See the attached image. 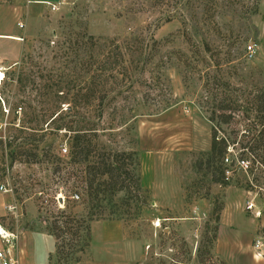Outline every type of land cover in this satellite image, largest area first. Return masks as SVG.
Masks as SVG:
<instances>
[{
    "label": "rangeland",
    "instance_id": "rangeland-1",
    "mask_svg": "<svg viewBox=\"0 0 264 264\" xmlns=\"http://www.w3.org/2000/svg\"><path fill=\"white\" fill-rule=\"evenodd\" d=\"M29 1L0 0V110L13 122L0 142L10 188L0 218L14 199L23 214L7 221L20 237L53 235L49 264H263L247 242L264 235V211L245 204L263 202L264 161L239 137L253 119L249 91L264 84V0H52L54 11ZM215 93L238 112L219 134L242 128L228 146L250 159L228 177L220 160L205 162ZM76 132L85 146L124 151L139 189L98 184L95 156L71 157ZM61 211L72 219L56 237ZM99 219L121 223L120 242L100 225L91 237Z\"/></svg>",
    "mask_w": 264,
    "mask_h": 264
},
{
    "label": "trees",
    "instance_id": "trees-1",
    "mask_svg": "<svg viewBox=\"0 0 264 264\" xmlns=\"http://www.w3.org/2000/svg\"><path fill=\"white\" fill-rule=\"evenodd\" d=\"M251 94L249 98V107L247 109V117H253L250 123L243 125L244 131L241 133V136H248V139L243 142L244 138L241 139V145L246 147L250 153L253 154L254 158L263 163L264 161V84L257 86L255 89L250 90ZM210 103L209 114L207 118L212 121V131H211V142H210V151L208 157L206 158L207 166L213 165L215 159L220 160V170L223 172V163L222 158L227 151V146L230 143L228 137H230L234 143L239 135V131L242 128H232L227 136L225 133L222 135L219 134L221 130V122H228L232 117L235 116V113L238 115V112L235 110V99L229 96L227 93L218 96L216 93ZM227 109L230 111L227 112ZM85 136L84 134H74L73 148L71 150L72 159H87L88 155L93 157V164L98 166V171L101 179L97 180L98 184H107L110 188H124L129 187V182H126V179H130L135 186V189H139L140 182L137 174L132 172V170L126 166L124 159L121 157L124 151L120 152H111L106 151L101 148H98L96 144H91L87 142L88 146H85ZM83 154V155H82ZM130 156L132 152H128ZM80 155V156H79ZM264 165V163H263ZM106 177H103V176ZM95 176L89 180V186L92 185ZM216 179V178H215ZM65 216V217H64ZM72 217L65 215L63 211L57 214L53 221V228L56 231H53L56 237H59L63 232L60 223H66L71 220ZM81 224V223H79ZM86 229H89V224H86ZM87 243V242H86ZM61 244L56 241L55 248L57 252H60ZM78 249H83V246L80 245Z\"/></svg>",
    "mask_w": 264,
    "mask_h": 264
},
{
    "label": "built area",
    "instance_id": "built-area-1",
    "mask_svg": "<svg viewBox=\"0 0 264 264\" xmlns=\"http://www.w3.org/2000/svg\"><path fill=\"white\" fill-rule=\"evenodd\" d=\"M46 4L50 6L52 11L58 8V6L54 3L49 2ZM246 51L248 55H251L254 51L253 44L249 43L246 45ZM14 112L20 113L21 106L16 107ZM8 114L9 108L3 105L2 110H0V142L5 141L7 138V126L10 123H13L8 120ZM62 150L66 151L67 147L64 146ZM222 163L223 172L226 177H228L235 170H247L250 167V159L247 156L241 155L239 152H235L230 146H228L227 151L222 158ZM0 189L4 192L10 191V188H8L3 182L0 183ZM71 196L78 198L79 193L75 191L71 194ZM55 198L57 199L58 196H55ZM61 198V200H64L63 196H61ZM262 201L263 202L258 203L253 196L246 200L245 207L255 216H259L264 211V199ZM4 208L5 218H0V264H16L19 260L20 232L17 227L12 226V224L7 220L8 218H11V216L18 219L17 217H20L23 214V210L18 206L14 199L8 200L4 204ZM251 248L252 254L255 257L264 260V236L254 237L251 243Z\"/></svg>",
    "mask_w": 264,
    "mask_h": 264
},
{
    "label": "crops",
    "instance_id": "crops-1",
    "mask_svg": "<svg viewBox=\"0 0 264 264\" xmlns=\"http://www.w3.org/2000/svg\"><path fill=\"white\" fill-rule=\"evenodd\" d=\"M47 1L50 2L52 0H30L29 2L46 4L45 2ZM221 221H223V219H221ZM94 225L101 226L103 238L107 240L110 239V241L120 242L119 239L123 238L122 225L119 222H116V221L111 222L109 220H104V219L93 220L91 222V237L93 234ZM221 225L222 223L220 224V226ZM233 230H235V235H236L238 230L236 229H233ZM250 230H252V232L253 231L255 232V230L251 228ZM257 236H264V235H257ZM252 240L253 239L247 242L249 246V250H250L249 256L252 259V261L260 260L264 264V260H261L252 254V248H251ZM89 245L90 243L88 244V248H89ZM230 245L231 247L235 246V244H230ZM54 248H55V243H54L53 235H50V234L46 235L41 230L27 228L23 231V234L21 235L20 240H19V263L18 264H49L48 259H47V254L49 252H52ZM109 251H110V248H108L107 252Z\"/></svg>",
    "mask_w": 264,
    "mask_h": 264
},
{
    "label": "water",
    "instance_id": "water-1",
    "mask_svg": "<svg viewBox=\"0 0 264 264\" xmlns=\"http://www.w3.org/2000/svg\"><path fill=\"white\" fill-rule=\"evenodd\" d=\"M61 199H62L61 196H59L58 200H61Z\"/></svg>",
    "mask_w": 264,
    "mask_h": 264
},
{
    "label": "bare ground",
    "instance_id": "bare-ground-1",
    "mask_svg": "<svg viewBox=\"0 0 264 264\" xmlns=\"http://www.w3.org/2000/svg\"><path fill=\"white\" fill-rule=\"evenodd\" d=\"M45 3H49V2L47 1V2H45ZM0 74H1V72H0Z\"/></svg>",
    "mask_w": 264,
    "mask_h": 264
}]
</instances>
